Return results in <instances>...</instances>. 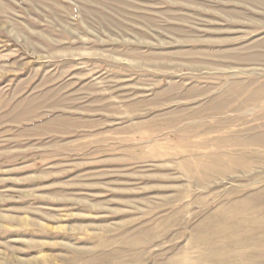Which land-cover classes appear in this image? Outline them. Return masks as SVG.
I'll use <instances>...</instances> for the list:
<instances>
[{
	"label": "rangeland",
	"instance_id": "rangeland-1",
	"mask_svg": "<svg viewBox=\"0 0 264 264\" xmlns=\"http://www.w3.org/2000/svg\"><path fill=\"white\" fill-rule=\"evenodd\" d=\"M139 240L264 264V0H0V264Z\"/></svg>",
	"mask_w": 264,
	"mask_h": 264
},
{
	"label": "bare ground",
	"instance_id": "bare-ground-1",
	"mask_svg": "<svg viewBox=\"0 0 264 264\" xmlns=\"http://www.w3.org/2000/svg\"><path fill=\"white\" fill-rule=\"evenodd\" d=\"M256 94V93H255ZM255 96V95H254ZM252 99V98H251ZM257 99V98H256ZM256 99H253V100H256ZM251 102V101H250ZM246 104V102H245ZM244 105V104H242ZM242 105L240 107H242ZM245 106V105H244ZM239 107V108H240ZM238 108V107H237ZM236 108V109H237ZM240 109H243V108H240ZM31 223V222H30ZM34 224V223H32ZM93 226V225H92ZM106 227V226H105ZM89 228V226H88ZM82 229V228H81ZM84 229V228H83ZM222 232H224V234L222 235H219V237L217 236H211L210 238L209 237H203V238H199L197 240H195V242L193 243L194 246H198V245H205L207 248V252L206 254L207 255H211V256H216V257H225L224 260L222 261H226L228 258H231L236 255H239L238 253L236 252H232V254H228V252L224 249H227V247H232L233 246V243L236 242V241H233L231 240L230 238H225V235L227 233L226 230H223ZM200 233V232H199ZM221 236V237H220ZM239 240H240V237H239ZM115 245H119L121 249L123 248H130V250L132 251L131 248L137 250L139 249V247H141V241H136V243H133V244H130V243H127V242H123L121 244H117L116 242H109V243H100L99 245H96L95 248H87V249H84V250H81V251H78L80 253L77 252V255L72 259L70 260V258L68 259L69 261H67V263L69 264V262L71 261V264L72 262L74 263L76 260L75 259H84L85 257H91L93 255H95V253H98L99 251H104L103 252V256L104 257H100V261H101V264L102 262H104L106 260V258L114 255V253H112L111 251H109V248L112 247V246H115ZM219 247L220 249H222L223 251H220L221 253H224V254H214L212 251L216 249V247ZM115 249V248H114ZM117 250V249H116ZM141 250V249H139ZM138 251V250H137ZM123 252V251H122ZM99 254V253H98ZM127 254V253H126ZM203 257H205V255H202ZM52 257V256H51ZM117 257V256H116ZM141 257V256H140ZM93 258V257H92ZM175 258V257H174ZM98 259V258H97ZM54 260V259H53ZM119 260V259H118ZM79 260H77L76 262H78ZM136 262H138L137 260H135ZM99 262V261H98ZM54 263V262H53ZM223 263V262H222ZM78 264V263H77ZM118 264V263H117ZM177 264H187V259H184L182 262L180 263H177ZM219 264V263H218Z\"/></svg>",
	"mask_w": 264,
	"mask_h": 264
}]
</instances>
